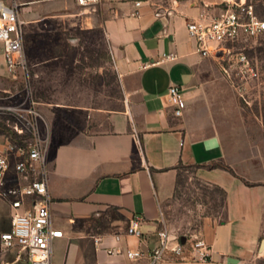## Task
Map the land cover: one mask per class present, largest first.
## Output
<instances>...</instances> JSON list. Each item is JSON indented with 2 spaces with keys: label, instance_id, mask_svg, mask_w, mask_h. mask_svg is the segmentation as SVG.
<instances>
[{
  "label": "crops",
  "instance_id": "0c3cea01",
  "mask_svg": "<svg viewBox=\"0 0 264 264\" xmlns=\"http://www.w3.org/2000/svg\"><path fill=\"white\" fill-rule=\"evenodd\" d=\"M61 5L79 7L83 27L103 34L121 93L110 106L72 107L81 111L79 121L60 118L53 131L48 128L52 223L64 233L54 241L52 264H149L147 258L126 254L159 245L158 233L167 229L163 202L172 197L182 167H195L202 182L226 192L225 219L205 223L201 236L210 246L207 262L194 260L187 251L183 259L168 255L163 264L251 258L263 234L264 185L255 183L258 165L249 153L232 86L218 77L213 56L197 53L187 31V23L218 14L222 1L99 0L94 8L77 0L48 4L52 11ZM22 7L25 36L48 21L73 16H43V5ZM23 54L26 68L13 76L0 43V78L26 80L32 67ZM168 55L176 59L165 60ZM172 86L180 89L185 103L181 117L169 96ZM7 143L8 137L0 135V152ZM137 217L142 239L127 233ZM10 229L11 208L0 199V264H28L17 260L16 251L3 250L1 235Z\"/></svg>",
  "mask_w": 264,
  "mask_h": 264
},
{
  "label": "rangeland",
  "instance_id": "374dc122",
  "mask_svg": "<svg viewBox=\"0 0 264 264\" xmlns=\"http://www.w3.org/2000/svg\"><path fill=\"white\" fill-rule=\"evenodd\" d=\"M14 1L24 8L43 5L39 12L43 16H73L69 20L48 21L42 30L25 36L24 52L32 68L26 80L23 76L0 78V135L8 137L18 121L8 108L35 107L44 119L41 128L46 134V127L53 131L60 118L81 119V111H76L77 115L72 107L110 106L119 98L121 82L108 44L100 31L83 27L79 7L61 5L52 11L48 4L53 0ZM249 1L264 19V0ZM242 56L246 57L244 63ZM229 59L214 60V65L218 77L232 86L249 136V153L258 165L253 174L257 177L255 183L264 185V35L235 45ZM37 63L40 65L34 66ZM225 204V195L202 182L195 167H182L172 197L163 202L165 227L171 236H201L208 220L218 224L225 219ZM263 241L264 219L256 253L249 259L227 260L225 264H264Z\"/></svg>",
  "mask_w": 264,
  "mask_h": 264
},
{
  "label": "built area",
  "instance_id": "2783aa9c",
  "mask_svg": "<svg viewBox=\"0 0 264 264\" xmlns=\"http://www.w3.org/2000/svg\"><path fill=\"white\" fill-rule=\"evenodd\" d=\"M98 1L77 0V3L94 8ZM221 1L223 8L218 14L212 17L202 15L199 20L187 23V31L196 44L197 53L225 61L230 58L235 45L264 35V19L249 0ZM20 13V4L16 1H0V43L8 71L13 76L27 65ZM175 59V55L165 57V60ZM241 61L246 62V57L242 56ZM169 96L175 106V115L181 117L185 103L180 89L172 86ZM7 111L14 113L18 120L12 127L14 132L28 138L22 143L8 138L7 145L0 152V199L11 208V229L1 235V246L4 251H16L17 260H25L28 264H52L54 241L62 238L64 233L52 223L47 161L50 133L46 127V134H43L41 124L44 119L35 107L8 108ZM141 223L140 217L133 219L128 235L142 239ZM158 237L159 245L153 250L128 251L127 257L135 260L147 258L149 264H163L168 255L183 259L188 251L196 261L210 259V246L198 234L181 242L180 237L171 236L163 228Z\"/></svg>",
  "mask_w": 264,
  "mask_h": 264
},
{
  "label": "trees",
  "instance_id": "16d2710c",
  "mask_svg": "<svg viewBox=\"0 0 264 264\" xmlns=\"http://www.w3.org/2000/svg\"><path fill=\"white\" fill-rule=\"evenodd\" d=\"M5 131H6V128H5ZM8 138L12 142H19V143L21 142L22 143L23 140H25L28 137H27V135H23V136L18 135L16 132L13 131L12 133L11 132L9 133ZM223 168L236 176L235 172L231 168H229L227 166H223ZM246 183H247V185H250V183H248V182H246ZM217 188L220 189V191L225 195V198H226V192L219 187H217Z\"/></svg>",
  "mask_w": 264,
  "mask_h": 264
},
{
  "label": "water",
  "instance_id": "95a60500",
  "mask_svg": "<svg viewBox=\"0 0 264 264\" xmlns=\"http://www.w3.org/2000/svg\"><path fill=\"white\" fill-rule=\"evenodd\" d=\"M263 245H264V241H263Z\"/></svg>",
  "mask_w": 264,
  "mask_h": 264
}]
</instances>
